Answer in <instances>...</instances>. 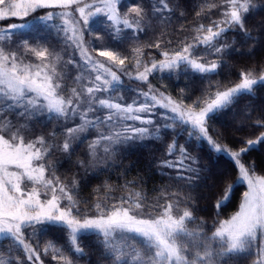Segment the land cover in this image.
<instances>
[{
    "label": "snow or ice",
    "instance_id": "6c2138e0",
    "mask_svg": "<svg viewBox=\"0 0 264 264\" xmlns=\"http://www.w3.org/2000/svg\"><path fill=\"white\" fill-rule=\"evenodd\" d=\"M0 264H264V0H0Z\"/></svg>",
    "mask_w": 264,
    "mask_h": 264
},
{
    "label": "trees",
    "instance_id": "16d2710c",
    "mask_svg": "<svg viewBox=\"0 0 264 264\" xmlns=\"http://www.w3.org/2000/svg\"><path fill=\"white\" fill-rule=\"evenodd\" d=\"M253 156H255V158H256V160H257V164H258V166H260V160H261V154L260 153H249V157L248 158H251V157H253ZM222 162V161H221ZM134 173H135V170H133V172L132 173H130V177H131V175H134ZM129 177V178H130ZM149 186H151V183H150V185ZM241 191L243 190L242 188L240 189ZM238 196H239V192H237V194H236V197H234L233 198V202L227 207V208H225L224 209V213L225 214H227L228 212H231L232 210H234V208H235V206H236V200L238 199ZM204 213H200V215H203Z\"/></svg>",
    "mask_w": 264,
    "mask_h": 264
}]
</instances>
